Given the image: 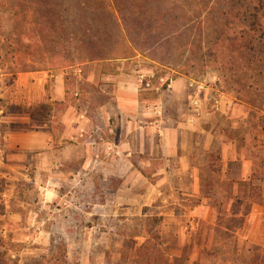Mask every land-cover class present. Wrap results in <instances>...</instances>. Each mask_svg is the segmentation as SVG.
<instances>
[{"label": "crops", "instance_id": "obj_1", "mask_svg": "<svg viewBox=\"0 0 264 264\" xmlns=\"http://www.w3.org/2000/svg\"><path fill=\"white\" fill-rule=\"evenodd\" d=\"M130 60L88 62L71 72L49 65L16 75L0 71V178L6 169L22 176L31 171L45 205L62 199L65 181L78 184L98 173L104 183L119 178L115 192L138 201L135 215H158L159 248L169 245L174 228L181 240L182 212L264 221V112L256 116L222 93L211 98L206 82L182 75L148 90L142 78L153 77V67L133 68ZM0 194L1 218L10 221L0 232L31 230L37 216L31 204L13 189ZM193 200L200 203L184 209ZM156 201L175 208L142 210ZM169 223L177 227L167 229ZM183 245L171 257L197 261V244L188 245L189 256Z\"/></svg>", "mask_w": 264, "mask_h": 264}, {"label": "rangeland", "instance_id": "obj_2", "mask_svg": "<svg viewBox=\"0 0 264 264\" xmlns=\"http://www.w3.org/2000/svg\"><path fill=\"white\" fill-rule=\"evenodd\" d=\"M100 4V0H16L13 12H17V18L0 16V71L10 73L11 68L44 65L55 71L82 68L88 63L82 55L84 30L89 27L90 37L95 39L101 35L98 30L106 27L101 20ZM51 14L56 19L48 25ZM211 57H215L213 53ZM215 60L218 58L205 63L183 62L176 73L142 55L129 63L133 68L153 67V77H143V88L148 90L166 88L167 79L188 74L189 79L206 82L212 90L211 98L222 93L232 104H244L255 114L257 107L264 112V97L244 91L240 84L246 80L235 81L238 79H233L228 69ZM261 121L264 125V120ZM18 172L6 169L5 177L0 178V193L13 189L31 204L37 211L32 218L36 224L31 225V230L16 228L7 235L0 232V264H186L184 258L179 260L170 255L178 250L177 244L184 242L197 244L194 252L197 261L187 264H264V221L259 216L250 223L246 217L224 219L215 210L206 213L204 209L201 215L182 212L178 219L184 228L181 240L174 233L179 230L174 228L166 239L172 247L169 250L168 246H158L157 236L160 232L164 234L158 215L152 218L135 215L132 208L139 206L138 201L118 197L115 191L123 180L113 176L104 183L98 173L95 177L84 176L78 184L65 181L62 199L45 205L39 202L41 189L30 180L31 171H24L23 176ZM106 188L114 192L111 194ZM215 201L211 199L210 203ZM199 203L193 200L184 209ZM160 207L165 206L156 201L142 210L150 214L160 212ZM3 208L0 194V225L10 223L7 217L1 218ZM174 208L167 205L164 209L168 212ZM171 226L177 227V223H169L166 228ZM185 245L181 250L184 256H189L192 249Z\"/></svg>", "mask_w": 264, "mask_h": 264}, {"label": "trees", "instance_id": "obj_3", "mask_svg": "<svg viewBox=\"0 0 264 264\" xmlns=\"http://www.w3.org/2000/svg\"><path fill=\"white\" fill-rule=\"evenodd\" d=\"M15 1L0 0V16L17 18V12H13ZM100 3L103 14L100 19L106 27L98 30L101 35L95 39L90 37L89 27L84 30L86 40L81 46L87 62L142 55L154 64L178 71L183 62L205 63L218 58L215 61L228 69L233 79H238L235 81L246 80L240 84L244 91L264 97V0H100ZM55 17L48 16V25ZM212 53L215 57H211ZM28 69L11 68L10 73L16 75Z\"/></svg>", "mask_w": 264, "mask_h": 264}, {"label": "built area", "instance_id": "obj_4", "mask_svg": "<svg viewBox=\"0 0 264 264\" xmlns=\"http://www.w3.org/2000/svg\"><path fill=\"white\" fill-rule=\"evenodd\" d=\"M142 80H143V78H142ZM161 80H163V79H161ZM165 83H166V86H170V84H171V79H167ZM146 85H147L148 87H150V83H146Z\"/></svg>", "mask_w": 264, "mask_h": 264}]
</instances>
